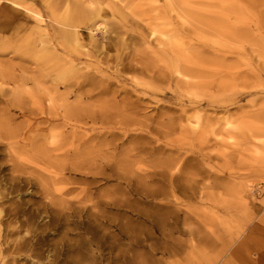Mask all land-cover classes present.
<instances>
[{
  "label": "rangeland",
  "instance_id": "rangeland-1",
  "mask_svg": "<svg viewBox=\"0 0 264 264\" xmlns=\"http://www.w3.org/2000/svg\"><path fill=\"white\" fill-rule=\"evenodd\" d=\"M263 249L264 0H0V264Z\"/></svg>",
  "mask_w": 264,
  "mask_h": 264
},
{
  "label": "bare ground",
  "instance_id": "bare-ground-1",
  "mask_svg": "<svg viewBox=\"0 0 264 264\" xmlns=\"http://www.w3.org/2000/svg\"><path fill=\"white\" fill-rule=\"evenodd\" d=\"M92 10V9H91ZM99 12V11H98ZM94 13V12H93ZM97 15L99 16V13H97ZM95 17H96V15H95ZM89 29H90V27H89Z\"/></svg>",
  "mask_w": 264,
  "mask_h": 264
},
{
  "label": "crops",
  "instance_id": "crops-1",
  "mask_svg": "<svg viewBox=\"0 0 264 264\" xmlns=\"http://www.w3.org/2000/svg\"><path fill=\"white\" fill-rule=\"evenodd\" d=\"M263 250H264V249H263ZM263 250H262V251H263Z\"/></svg>",
  "mask_w": 264,
  "mask_h": 264
}]
</instances>
